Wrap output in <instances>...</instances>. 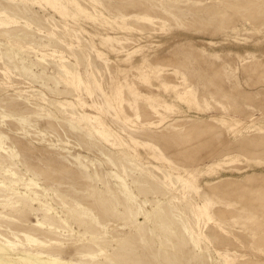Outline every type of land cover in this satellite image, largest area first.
<instances>
[{
    "label": "rangeland",
    "instance_id": "rangeland-1",
    "mask_svg": "<svg viewBox=\"0 0 264 264\" xmlns=\"http://www.w3.org/2000/svg\"><path fill=\"white\" fill-rule=\"evenodd\" d=\"M0 264H264V0H0Z\"/></svg>",
    "mask_w": 264,
    "mask_h": 264
}]
</instances>
